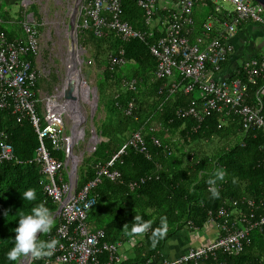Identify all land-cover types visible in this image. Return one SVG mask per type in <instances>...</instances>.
I'll return each mask as SVG.
<instances>
[{"label": "built area", "instance_id": "2783aa9c", "mask_svg": "<svg viewBox=\"0 0 264 264\" xmlns=\"http://www.w3.org/2000/svg\"><path fill=\"white\" fill-rule=\"evenodd\" d=\"M175 1L177 6L168 10L165 28L150 44V51L157 60V79L172 78L178 71L183 80H190L184 86L172 83L169 88L171 94L178 88H184L186 93L195 89L199 91L200 99L180 108L177 115L192 117L202 123L214 113L223 114L225 121L237 118L245 132L256 129L264 133V53L244 60L233 75L220 77L223 65L234 54L232 39L240 27L252 22L264 28V6L254 0ZM221 1L232 3L233 9L220 5ZM56 2L61 5V0ZM74 3L78 4V9L74 11V6L72 11L75 15L78 13V27L83 33L91 31L98 38L115 34L124 41H147L155 36L150 26L159 0H139V5L145 10L146 30L137 29L124 19L122 0H75ZM199 5H211L212 11L202 28L194 34V11ZM23 29L24 37L10 39L0 26V109H11L18 121L27 117L31 119L40 145L34 158L28 162L38 165L42 174L40 183L46 197L60 208L55 215L58 221L55 232L48 238L57 241L56 247L51 256L42 258L46 259L45 264H121L124 261L123 242L107 240L106 231L89 222V212L98 202V186L103 180L122 182V173L114 165L128 147L151 156L144 128L134 131L111 160L98 163L96 175L79 189V166L75 172L74 164L78 165V161L75 162L74 157L75 144L81 137L76 135L74 120L70 129L71 132L76 131L75 135L68 134V112L65 107L68 103L59 102L63 90L56 96L44 95L41 98L42 114L39 113L37 87L40 71L35 62L29 59V56L38 59L41 54L38 23L35 19H25ZM124 53L121 48L117 54L109 55L108 71L114 73L126 65ZM86 63L91 64L92 60ZM122 83L126 89L137 91V79L124 78ZM165 88L168 87L165 85L160 93ZM253 88L256 89L252 91ZM134 107L135 101L131 100L126 113L131 114ZM160 127V123L151 127L152 140L157 147L164 145L162 138L155 134ZM97 141L93 147L90 146L91 150H96ZM165 149H169L167 145ZM52 151H62L65 158L60 160ZM12 160L20 162L14 147L8 142L6 131L0 127V164ZM147 179H151V176L131 181L129 187L133 190ZM209 214L208 223L216 224L218 228L213 241L192 247L176 258H163L156 264H204L210 258H218L219 254L239 255L250 243L251 232L264 227V202L249 197L225 202L217 211ZM42 258L24 257L20 264H33Z\"/></svg>", "mask_w": 264, "mask_h": 264}, {"label": "trees", "instance_id": "16d2710c", "mask_svg": "<svg viewBox=\"0 0 264 264\" xmlns=\"http://www.w3.org/2000/svg\"><path fill=\"white\" fill-rule=\"evenodd\" d=\"M122 5L124 19L135 28H145V10L139 5V0H122ZM113 36L116 35L110 34L104 38H98L92 33L88 35V39L98 48L110 41V54H117L123 48L127 63L114 73L104 68V73L100 76V83L97 85L99 100L107 112L99 127L104 140L84 159L86 166L79 168L78 185L82 189L96 175L98 163L111 160L134 131L144 128L151 156L148 157L134 147L127 148L114 165L122 173V182L105 179L98 186V202L89 212V222L103 228L107 240H121L124 248L127 240L135 238L128 233L136 213L145 220L153 221L152 229L159 226L161 216H166L168 230L165 238L160 239L153 247L152 229L147 233L137 234L136 236L143 238V242L136 244L135 258H124L121 263L151 264L155 256L159 257L167 240L178 230L189 223L203 227L208 223L209 213L217 211L225 202L243 197L264 202V133L256 129L245 132L237 118H229L226 122L224 115L218 113L207 117L202 123L192 117H179L177 111L189 106L193 100H199L200 95L197 89L186 93L184 88H178L171 94L169 88L172 83L184 86L190 81L183 80L184 77L178 71L172 78L160 80L155 77L157 60L150 51V44L159 35L156 34L147 41H124L118 36L113 39ZM101 56L102 51L99 50L95 57L105 67L109 56L106 61ZM29 59L34 62L33 56H29ZM124 78L137 79L136 92L124 87ZM112 80L114 84H110ZM110 85L115 88L112 89V94L108 93ZM165 85L168 88L160 93ZM131 100L135 101V107L131 114H127L126 108ZM156 123L161 124L159 131L154 133L162 138V147L154 145L152 140L151 127ZM0 127L6 131L8 142L14 147L15 155L20 161H5L0 164V264H15L7 259L6 253L13 246L16 235L14 228L18 226L19 216L30 212L32 206L40 202L46 203L53 214L58 205L46 197L40 183L42 174L38 165L28 162L34 158L40 145L31 119L27 117L18 121L11 109H0ZM169 133L179 135L180 141L175 151L167 139ZM215 140H220L222 145L212 147V144H208ZM47 144L51 148L49 141ZM166 145L171 154L165 149ZM191 145L194 147L191 148ZM52 154L60 160L65 158L62 151H52ZM215 169H222L226 173L225 179L217 182L221 193L218 199L211 197L207 184ZM145 176H151V179L133 190L129 187L131 181ZM29 187L36 190V201L23 200L21 192ZM102 204L107 207V216L100 211L95 214L93 212L95 207ZM9 209L11 211L5 215ZM55 229L56 224L51 232L41 233L39 238L48 240ZM162 259H156L155 264ZM217 262L264 264V227L251 232L250 243L241 254H219L218 258H210L204 264ZM45 263L46 259L42 258L33 264Z\"/></svg>", "mask_w": 264, "mask_h": 264}, {"label": "rangeland", "instance_id": "374dc122", "mask_svg": "<svg viewBox=\"0 0 264 264\" xmlns=\"http://www.w3.org/2000/svg\"><path fill=\"white\" fill-rule=\"evenodd\" d=\"M41 2L40 6V25L38 24V30L40 32V40H41V54L39 57V71H40V78L38 82V87L40 91L47 92L51 95H58L60 91H62L66 85L67 80V74H68V68H67V58L70 57L69 53L72 48V39H71V32L70 29H67V25L70 23L71 18L74 17L75 21L77 23V30L75 32V37L77 38V48L80 51V55L85 57V60H92L91 64L84 63L81 66L80 76L82 81H86L91 88L96 87L100 83V76L104 73L103 69L104 66H102L99 61L96 59L95 54L100 50L102 51L101 58L104 59V61L107 60L110 52L108 47L106 46V43L103 47L98 48L97 45L90 39H88V35L91 34V31H88L86 33H83L80 31L78 27V13L73 15L72 7L75 6L76 3H74L75 0H69L67 2L66 0H61V5H58L56 2L57 0H38ZM160 4L162 5V0H159ZM220 5L228 8L233 9L232 3L228 1H221ZM93 34V33H92ZM105 50H104V49ZM107 48V49H106ZM65 82V83H64ZM111 83H115L113 80L110 81ZM80 92L83 95V98H86L87 95V85L84 83H81ZM112 89L115 90L114 87L111 85L108 88V93L112 94ZM125 89V88H124ZM97 94L99 96V91L97 90ZM59 102H67L63 94L59 95ZM82 108H83V117L85 115V120L79 125V130L77 135L81 137L76 144H75V154L76 159L75 161H78V166L81 168H85L86 165H84V159H86L89 155L92 154L94 150H91L90 146L93 147L95 141L97 139L93 137V130L95 129L97 133H99V127H101V124L103 120L106 118L107 112L105 107L100 103V100L98 99V108L95 109V111L92 110V103L86 102L85 100H80ZM66 104V103H65ZM42 100L40 99V95L38 97V104L37 109L40 114H42ZM71 106L65 105L67 108V122L66 127L68 134H70V128L73 125V120L75 123H77L79 116L75 114V105L71 103ZM85 129V136L82 135V129ZM166 137V136H165ZM167 139L169 140V143L173 147L174 151L178 147V142L180 141L179 135L176 133H169L167 136ZM104 140V138L101 137L99 133L98 137V145L101 143V141ZM208 144H212V147H217L219 145H222L220 143V140H215L212 142H208ZM204 144H202V147ZM191 148L194 147V145L190 146ZM205 148V147H204ZM80 170V169H79ZM107 207H105L104 204L95 207L93 210L94 214L97 213V211H100V213L105 214L107 216L108 211L106 210ZM107 219V217H104ZM57 219L55 220V224H57ZM105 222V220L103 221ZM191 224V223H190ZM188 234H192L196 231L192 230H186ZM199 233V232H198ZM126 249L130 246V243L126 241L125 246ZM132 250V249H131ZM22 261V260H20ZM21 263V262H20ZM19 263V264H20ZM54 264V263H51Z\"/></svg>", "mask_w": 264, "mask_h": 264}, {"label": "crops", "instance_id": "0c3cea01", "mask_svg": "<svg viewBox=\"0 0 264 264\" xmlns=\"http://www.w3.org/2000/svg\"><path fill=\"white\" fill-rule=\"evenodd\" d=\"M41 4L42 3L38 0H0V26L10 39H19L24 37L23 21L25 19H35L38 24L40 23L39 16ZM176 6L177 3L175 0H162V5L159 1L156 14L150 26L151 30L155 32V35L162 34L165 28L168 10ZM211 11V5L196 6L194 11V16L196 18L194 34H197L202 28L203 23ZM198 23L201 24L198 25ZM137 29L146 30L148 29V26L145 24V28ZM113 37V39H115L116 36ZM192 39H194V36H192ZM232 43L235 48L234 54L231 55L228 61L223 65V71L220 73V77L233 75L236 72L237 67L241 65L244 60L264 53V28L258 24L246 22L240 27L237 35L232 39ZM106 46L110 48V41L106 43ZM38 61L39 58L35 59L34 64L39 68ZM106 66L104 68H106ZM46 94L49 93L43 92L42 90L40 91L39 87H37V98L40 95L41 99ZM226 122H228V120ZM217 229L216 224L207 223L200 228L194 226L193 223H189L168 239L162 250L159 252V257H155L157 260H159V258H176L177 256L187 252L192 247L200 246L204 243L213 241L217 237ZM186 230L196 232L188 234ZM142 239V237L135 236L133 240H127L130 243L132 250L129 247L127 249L124 247V250L122 249L124 258H135V246L137 243L143 242ZM155 257L153 258L151 264H155Z\"/></svg>", "mask_w": 264, "mask_h": 264}, {"label": "clouds", "instance_id": "9594fccd", "mask_svg": "<svg viewBox=\"0 0 264 264\" xmlns=\"http://www.w3.org/2000/svg\"><path fill=\"white\" fill-rule=\"evenodd\" d=\"M85 130V129H84ZM98 140V139H97ZM226 173L222 169H215L212 176L207 180L208 190L212 198H219L221 193L217 187L218 181L225 179ZM235 182V178L233 180ZM22 193L23 200L36 201V190L29 187ZM58 210V209H57ZM56 210V211H57ZM11 211L10 209L5 212ZM54 214L44 202L32 206L31 211L21 214L18 218V226L14 228L16 233L13 246L6 253L9 261L19 264V261L28 256L42 258L51 256L56 247L57 241L40 239L38 233H49L55 225ZM153 221L145 220L140 214L135 215L131 225L129 236L135 237L137 234L147 233L152 229ZM168 230L166 216L160 217V224L151 232L152 246L155 247L160 239H164Z\"/></svg>", "mask_w": 264, "mask_h": 264}, {"label": "water", "instance_id": "95a60500", "mask_svg": "<svg viewBox=\"0 0 264 264\" xmlns=\"http://www.w3.org/2000/svg\"><path fill=\"white\" fill-rule=\"evenodd\" d=\"M80 0H78L79 2ZM255 2L260 3L261 5L264 6V0H254ZM78 9V4L75 5L74 7V11H77ZM68 30L70 29L71 32V38H72V49L75 48L77 46V38L75 37V32L77 30V23L75 21V18L72 17L70 23L67 25ZM72 60V71L69 72L68 70V74H67V80H66V85L63 89V96L65 97V99L67 100V103H72L75 104L76 106L82 108L81 102L80 100L83 99L86 102H91L92 103V110L95 111V109L98 108V99L99 96L97 94V90L98 87H93L91 88V86L86 82V81H82L81 76H80V71H81V66L86 62L85 57L78 54V55H74L71 57ZM81 83H84L87 85V95L86 98H83V95L81 94ZM84 114V113H83ZM85 120V115L82 118V121L80 122V124ZM79 124V125H80ZM82 129V135L85 136L86 132L84 130V128ZM76 131H72V135H75ZM93 137H95L96 139H98L99 134L96 132V130L94 129L93 132ZM77 167L78 165L75 163L74 164V171L77 172ZM60 208H58V210L56 211V213H59ZM55 219V216H54ZM41 233H38V236Z\"/></svg>", "mask_w": 264, "mask_h": 264}, {"label": "bare ground", "instance_id": "6f19581e", "mask_svg": "<svg viewBox=\"0 0 264 264\" xmlns=\"http://www.w3.org/2000/svg\"><path fill=\"white\" fill-rule=\"evenodd\" d=\"M124 18H125V17H124ZM79 53H80V51H79V49L77 48V46H76L75 48L71 49V51H70V53H69L70 57L67 58V62H66V64H67V68H68L69 72L72 71V68H71V65H72L71 57L74 56V55L76 56V55H78ZM65 81H66V79H65ZM64 83H65V82H64ZM74 105H75V104H74ZM67 106L72 107V106H71V103H68ZM72 108H73V107H72ZM74 110H75V114L79 116V119H78L77 123H75V124H76V128H77V132H76V135H77L78 130H79V124H80V122L82 121V118H83V114H82V113H83V108H80V107H78V106L75 105ZM75 159H76V158L74 157V160H75ZM75 162H76V161H75Z\"/></svg>", "mask_w": 264, "mask_h": 264}, {"label": "flooded vegetation", "instance_id": "af4514ba", "mask_svg": "<svg viewBox=\"0 0 264 264\" xmlns=\"http://www.w3.org/2000/svg\"><path fill=\"white\" fill-rule=\"evenodd\" d=\"M74 15V14H73ZM68 29V28H67ZM72 39V38H71ZM72 49V48H71ZM70 132H71V129H70Z\"/></svg>", "mask_w": 264, "mask_h": 264}]
</instances>
